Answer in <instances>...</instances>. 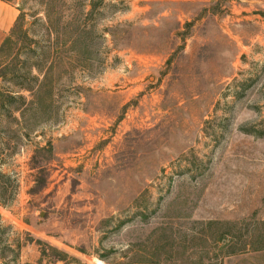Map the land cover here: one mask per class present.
Returning a JSON list of instances; mask_svg holds the SVG:
<instances>
[{
  "label": "rangeland",
  "instance_id": "rangeland-1",
  "mask_svg": "<svg viewBox=\"0 0 264 264\" xmlns=\"http://www.w3.org/2000/svg\"><path fill=\"white\" fill-rule=\"evenodd\" d=\"M2 2L0 264H264V0Z\"/></svg>",
  "mask_w": 264,
  "mask_h": 264
},
{
  "label": "trees",
  "instance_id": "trees-1",
  "mask_svg": "<svg viewBox=\"0 0 264 264\" xmlns=\"http://www.w3.org/2000/svg\"><path fill=\"white\" fill-rule=\"evenodd\" d=\"M2 1L8 2L10 0H2ZM19 20H20V18H19ZM14 31H15V34H16V30H14V29L12 30V33L14 34ZM12 41H13L12 37H9V38H7L4 41L3 45L0 48V54H3V53L6 52L7 48L10 47ZM0 177H5V175L0 172ZM13 202H14V199H5V198L3 199V198L0 197V205L3 206V207H9ZM223 247L225 248L226 244H224ZM255 252H260V253L264 252V246H262V247H260L258 249H255ZM231 254H233V253H231Z\"/></svg>",
  "mask_w": 264,
  "mask_h": 264
},
{
  "label": "crops",
  "instance_id": "crops-1",
  "mask_svg": "<svg viewBox=\"0 0 264 264\" xmlns=\"http://www.w3.org/2000/svg\"><path fill=\"white\" fill-rule=\"evenodd\" d=\"M4 6H6V4H4L2 1H0V21L3 23L2 26L7 25L8 20L12 16L11 11L6 9V7H4Z\"/></svg>",
  "mask_w": 264,
  "mask_h": 264
}]
</instances>
